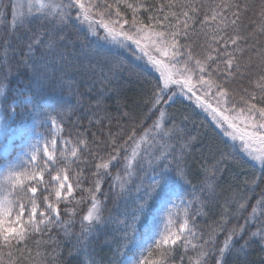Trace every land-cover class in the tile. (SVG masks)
I'll return each mask as SVG.
<instances>
[{"label": "snow or ice", "instance_id": "6c2138e0", "mask_svg": "<svg viewBox=\"0 0 264 264\" xmlns=\"http://www.w3.org/2000/svg\"><path fill=\"white\" fill-rule=\"evenodd\" d=\"M20 32L33 88L0 111V264H62V244L98 264L91 244L109 223L120 233L111 264H227L264 251V0H0L5 79ZM111 45L158 74L139 81L136 99H118L115 116L106 100L120 89L104 88L116 78ZM81 69L101 84L90 119L100 129L77 123L65 136L68 102L46 89L71 91ZM245 79L251 87H231ZM181 97L222 130L223 148L171 111ZM110 198L125 202L115 220Z\"/></svg>", "mask_w": 264, "mask_h": 264}, {"label": "trees", "instance_id": "16d2710c", "mask_svg": "<svg viewBox=\"0 0 264 264\" xmlns=\"http://www.w3.org/2000/svg\"><path fill=\"white\" fill-rule=\"evenodd\" d=\"M3 28L7 31L6 24L3 25ZM19 36L21 37L20 39H16L15 37L13 38L16 50L9 53V63L11 65L10 74H8L5 79L3 71H0L3 83L6 81V85L10 87L8 93H6V102L4 99V110L8 109L9 104H11L13 100L19 98L18 94H20L21 90H23L25 94H28L33 88L32 71L30 68L25 67L22 62L23 58L21 53L23 52L26 43L25 39H23L24 33L20 32ZM69 37L70 39L76 41L77 45L83 40L82 36L78 37L75 29L69 30ZM110 51L112 53H116V55H112L109 58L111 64L113 65V73L116 74V78L106 82L104 84V88L111 90L118 86L120 89L119 96L113 95L111 98L106 100V106L110 109L111 115L115 116V108L118 99H127L129 102L136 99L139 92V81H142L145 78L151 80L153 76L158 74L150 72V70L146 71L143 61L136 60L130 54L123 52V50L114 45L110 46ZM107 71L108 70L105 69L106 73ZM69 75L73 78L71 91L67 86L63 88L48 87L46 89L48 95L53 99L62 98L64 101L68 102V108L65 111V130L63 135L67 136L69 132H73V136H75L76 133L73 129L76 128L77 123L80 127L90 129L91 131H97L100 129V125H95L94 123L90 125V119H94L92 117V113L95 111V100L101 91V84L98 80L94 83L93 79H90L89 75L86 74L83 69H81L79 73L70 72ZM98 76L99 73H97V77ZM231 87L244 88L251 87V85H249L248 81L245 79L237 80L233 85H231ZM77 99L80 100L83 107L77 105ZM187 102V99L179 98L171 108V111L180 116L187 115L191 117V120L188 123V130L191 131L193 135L199 136L203 141V144L223 148V142L228 140V138L223 135L222 130L217 128L214 122L207 119L206 113L194 108V105L190 103V101L188 102L190 105L187 104ZM17 111H19V109H17ZM68 117H70V119H68ZM14 122H19V119ZM112 127L113 130H115V124H113ZM102 130L105 132L107 131L106 128ZM228 142L231 143L230 140ZM236 143L239 144V141ZM194 155L199 157L200 152H195ZM196 167H198V165H194V170ZM245 167L250 171V168H248L247 165ZM231 174L232 173H229V175ZM149 175L150 172L148 174L141 173L140 178L144 181V183H147ZM89 178L92 179L90 173ZM137 183H139V180H137ZM193 183L199 184L200 181L199 179H194ZM135 194V191L131 193L132 196H135ZM76 195L79 196L80 193L77 192ZM128 203L130 204L131 200H129ZM124 208V200L110 198L105 216L108 217L110 215L112 219L115 220ZM216 211L217 210L215 208L212 209L213 214ZM213 214H209L207 217V221L209 223L214 218ZM197 222L202 228L204 227V223L201 221L200 217H197ZM78 229L79 224L77 223V233ZM116 229L117 225L115 223H109L95 235V239L91 244V249L94 250L98 264H111V262L114 261V252L120 239V233ZM219 239H223V233H221ZM182 253L183 249H177V260L179 259V255ZM61 255L63 256L62 264H80V260L83 259V257L77 256L74 244H62ZM189 255H191V253ZM184 264H189L187 256L185 257ZM227 264H264V251L261 250L259 245H255L249 250L247 257L235 254L229 256L227 258Z\"/></svg>", "mask_w": 264, "mask_h": 264}, {"label": "rangeland", "instance_id": "374dc122", "mask_svg": "<svg viewBox=\"0 0 264 264\" xmlns=\"http://www.w3.org/2000/svg\"><path fill=\"white\" fill-rule=\"evenodd\" d=\"M1 74H3V73H1ZM0 83H2V84H4V85H6V81L3 83V79H2V75L0 76ZM10 89V87L7 85V93H8V90ZM20 93H24V91L23 90H21L20 91ZM18 95H20V94H18ZM181 98H183V97H181ZM4 97H0V111H4V107H3V104H4ZM188 102H189V100H188ZM187 102V104H189ZM190 103H192L191 101H190ZM193 104V103H192ZM190 105V104H189ZM199 110V109H198ZM206 117H207V119L209 120V121H212V119H211V117L210 116H208L207 114H206ZM213 122V121H212ZM17 126V127H15V126ZM18 125H19V122H11L10 123V128H9V136H11L12 138H13V142H14V144H18L20 141H19V138L17 137V134H16V129L18 128ZM0 139H3V136L2 135H0ZM58 147H59V145H58ZM0 172H3V170L2 169H0ZM152 175V173H150V175H149V177H148V180H149V178H150V176ZM147 180V181H148ZM137 194V193H136ZM135 194V195H136ZM177 203H179V201H177ZM169 207H171V205H169ZM163 228V224H161V229Z\"/></svg>", "mask_w": 264, "mask_h": 264}]
</instances>
